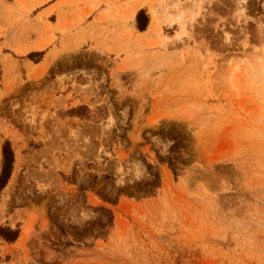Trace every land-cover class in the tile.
Here are the masks:
<instances>
[{
  "label": "rangeland",
  "instance_id": "obj_1",
  "mask_svg": "<svg viewBox=\"0 0 264 264\" xmlns=\"http://www.w3.org/2000/svg\"><path fill=\"white\" fill-rule=\"evenodd\" d=\"M98 1L19 2L45 53L0 59V264H264V0Z\"/></svg>",
  "mask_w": 264,
  "mask_h": 264
},
{
  "label": "crops",
  "instance_id": "obj_2",
  "mask_svg": "<svg viewBox=\"0 0 264 264\" xmlns=\"http://www.w3.org/2000/svg\"><path fill=\"white\" fill-rule=\"evenodd\" d=\"M19 2H26L25 7L28 9V14H32L29 16L30 22H33L35 19H37L41 13L49 12L47 15V20L46 22L50 23H55L56 21L52 22L49 21V17L52 14H55V18H57L58 13L56 12V9H52V7L57 3V2H69V0H0V28H7V34H6V39H3V37H0V42H3L5 40L7 44H9V49L12 50V52L9 51H1L0 59L2 62H8V56L13 58L14 60H19L22 59V56H25L29 52L33 51H40L39 49L35 48V44L40 41V39L31 31L32 26L23 27L25 26L24 20L20 19L19 14L21 10H19ZM33 2H38V3H33ZM98 2H102L104 4L105 2H116L115 0H99ZM118 2H125V0H118ZM61 7V6H59ZM57 7V8H59ZM104 9L100 5L99 9L95 11L96 15H99L101 11ZM98 17V16H97ZM136 17V15H135ZM133 18V24L132 26L136 31H140L139 29H136L135 27V22ZM149 17V15H148ZM17 20V22L20 24H24L23 26L18 27L17 30L9 28L8 23L12 20ZM23 20V21H22ZM20 21V22H19ZM150 21V18L148 20V23ZM29 23V22H28ZM20 45H26L28 46V51L25 52L24 54H18L15 49L20 46ZM48 50L46 51V54L50 51V47H47ZM13 54H16L17 57L13 56ZM29 61V59H26ZM24 60V61H26ZM41 62V61H40Z\"/></svg>",
  "mask_w": 264,
  "mask_h": 264
},
{
  "label": "trees",
  "instance_id": "obj_3",
  "mask_svg": "<svg viewBox=\"0 0 264 264\" xmlns=\"http://www.w3.org/2000/svg\"><path fill=\"white\" fill-rule=\"evenodd\" d=\"M148 24V16L146 15V12L144 10H139L136 16V26L137 28L142 31L146 28ZM45 51L40 52H32L28 54V57L37 55V59H35V62H38ZM14 161V154L13 150L11 148L10 142L5 141L2 146V166H1V172H0V189L6 184L7 179L10 175L12 164ZM19 235V231L17 229H11L8 227L0 226V238L7 242H14Z\"/></svg>",
  "mask_w": 264,
  "mask_h": 264
},
{
  "label": "bare ground",
  "instance_id": "obj_4",
  "mask_svg": "<svg viewBox=\"0 0 264 264\" xmlns=\"http://www.w3.org/2000/svg\"><path fill=\"white\" fill-rule=\"evenodd\" d=\"M138 7V6H137ZM137 7H135L134 8V10L133 11H136V9H137ZM166 9H168V8H166ZM171 15V14H170ZM170 15L168 16L167 15V17L169 18V22L171 23V22H173V18L174 17H170ZM169 23V24H170ZM236 69V68H235ZM234 69V70H235ZM234 73H237V72H234ZM234 76L235 75H232V74H230L228 77H229V80H231L232 81V79L234 78ZM231 81H229V82H231ZM231 85H232V82L230 83ZM233 86L235 87V89H237V86L235 85V83H233ZM18 174H17V172H14V173H12V175H11V178H10V180H9V182H8V184L6 185V187L4 188V190H3V195H2V198H3V203L4 204H7L8 202H10V199H11V193H12V191H13V188H14V186H15V183H16V181H17V176ZM3 216V217H2ZM1 216V219H3L4 220V216L5 215H2ZM11 221V220H10ZM10 224L12 225V226H14L15 225V223H14V220L12 221V222H10ZM25 236V238L26 237H28V233L26 234H24ZM25 238H24V240H25Z\"/></svg>",
  "mask_w": 264,
  "mask_h": 264
}]
</instances>
